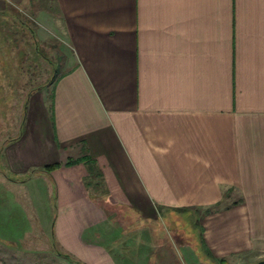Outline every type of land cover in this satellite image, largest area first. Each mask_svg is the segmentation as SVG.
Instances as JSON below:
<instances>
[{"label":"crops","instance_id":"crops-1","mask_svg":"<svg viewBox=\"0 0 264 264\" xmlns=\"http://www.w3.org/2000/svg\"><path fill=\"white\" fill-rule=\"evenodd\" d=\"M50 2L38 14L58 31L67 66L39 98L46 131L4 139L0 172L55 185L53 242L84 264H155L141 215L195 212L204 256L192 264L264 259V0ZM82 163L98 196L65 174ZM110 211L138 217L128 243L111 238ZM20 215L0 196L1 238L26 231Z\"/></svg>","mask_w":264,"mask_h":264},{"label":"rangeland","instance_id":"rangeland-1","mask_svg":"<svg viewBox=\"0 0 264 264\" xmlns=\"http://www.w3.org/2000/svg\"><path fill=\"white\" fill-rule=\"evenodd\" d=\"M9 1L11 4L6 1L5 9L0 11V146L4 139L13 138L17 133L21 136L25 128H34L36 124L46 131L39 98L47 100L52 80L67 66L66 57L59 50L63 43L58 31L38 14L44 9L48 12L52 8L54 10L52 2ZM40 30L52 33L53 39L40 41ZM1 169L5 170L2 158ZM29 172L24 174L25 177ZM65 174L73 177L93 197L103 192L102 184L98 186L93 182L98 178L86 163L73 167L69 165ZM42 178L44 180L41 183L37 180L21 184L9 181L0 172V196L6 199L8 209L21 214V224L26 225L25 232H7L12 240L0 236V264H84L63 248L57 239L61 254L56 251L52 237L56 188L47 177L43 175ZM110 214H113L110 221L117 225L110 234L111 238L116 237L121 243H128L131 234L128 228L138 217L130 214L132 218L125 211H110ZM197 215L195 212L192 215L187 213L172 222L161 217L154 222L150 217L141 215L139 223H147L141 220L144 218L149 220V224L140 226L139 230H144L140 232V237L156 245L155 264L156 258L160 257L164 258V264H192L191 256L193 259L196 254L200 258L204 256L198 249H204V246ZM64 254L71 255L73 259Z\"/></svg>","mask_w":264,"mask_h":264},{"label":"trees","instance_id":"trees-1","mask_svg":"<svg viewBox=\"0 0 264 264\" xmlns=\"http://www.w3.org/2000/svg\"><path fill=\"white\" fill-rule=\"evenodd\" d=\"M15 137H13V138H10V140H12V139H14ZM80 161H83V159L82 158H80V159H76V160H69L68 162H67V164L68 163H71V164H74V163H77V162H80ZM58 166H60V163H51V164H48V165H45L44 167H43V170H45V171H51L52 169H54V168H56V167H58ZM92 169V168H91ZM220 203L221 202H218V203H216L214 206H215V208L213 209V208H211V209H207V212H210V211H212V210H216V208L220 205ZM54 246L56 247V251H57V253L58 254H61V250L59 249V247L57 246V243L54 241ZM66 257H68V258H70V259H73V257L71 256V255H69V254H64Z\"/></svg>","mask_w":264,"mask_h":264},{"label":"water","instance_id":"water-1","mask_svg":"<svg viewBox=\"0 0 264 264\" xmlns=\"http://www.w3.org/2000/svg\"><path fill=\"white\" fill-rule=\"evenodd\" d=\"M244 264H264V259L258 260L256 262L244 263Z\"/></svg>","mask_w":264,"mask_h":264}]
</instances>
